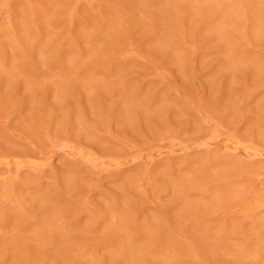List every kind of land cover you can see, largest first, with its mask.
Listing matches in <instances>:
<instances>
[{
	"label": "rangeland",
	"instance_id": "374dc122",
	"mask_svg": "<svg viewBox=\"0 0 264 264\" xmlns=\"http://www.w3.org/2000/svg\"><path fill=\"white\" fill-rule=\"evenodd\" d=\"M0 264H264V0H0Z\"/></svg>",
	"mask_w": 264,
	"mask_h": 264
}]
</instances>
